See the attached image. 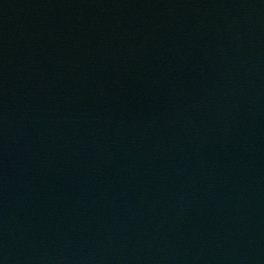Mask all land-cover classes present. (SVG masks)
<instances>
[{
  "label": "water",
  "instance_id": "obj_1",
  "mask_svg": "<svg viewBox=\"0 0 264 264\" xmlns=\"http://www.w3.org/2000/svg\"><path fill=\"white\" fill-rule=\"evenodd\" d=\"M0 264H264V0H106L0 85Z\"/></svg>",
  "mask_w": 264,
  "mask_h": 264
}]
</instances>
